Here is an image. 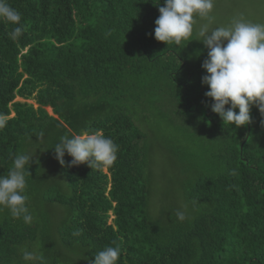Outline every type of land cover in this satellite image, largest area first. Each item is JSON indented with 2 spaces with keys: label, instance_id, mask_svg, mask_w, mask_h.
I'll return each mask as SVG.
<instances>
[{
  "label": "trees",
  "instance_id": "trees-1",
  "mask_svg": "<svg viewBox=\"0 0 264 264\" xmlns=\"http://www.w3.org/2000/svg\"><path fill=\"white\" fill-rule=\"evenodd\" d=\"M7 3L21 21L0 19V175L33 156L32 221L0 210V264H41L25 249L90 264L106 246L118 264H264V116L253 106L236 128L212 112L203 38L157 41L164 0ZM97 130L118 146L112 166L59 163L60 137ZM49 167L56 185L41 186Z\"/></svg>",
  "mask_w": 264,
  "mask_h": 264
},
{
  "label": "clouds",
  "instance_id": "clouds-1",
  "mask_svg": "<svg viewBox=\"0 0 264 264\" xmlns=\"http://www.w3.org/2000/svg\"><path fill=\"white\" fill-rule=\"evenodd\" d=\"M213 8L214 0H164L155 20L154 36L166 45H180L193 35L197 17L208 21L199 30L203 37L200 41L209 49L202 63L207 73L202 77V84L210 89L205 96L214 101L211 110L223 123L240 128L252 123L253 106L264 116V24L234 20L229 26L210 29ZM0 19L19 25L21 14L7 0H0ZM21 31L22 27H15L12 37L16 38ZM4 123L0 120V126ZM54 150L62 166L67 153L72 157L69 167L86 164L93 169L112 166L117 159L118 146L102 130H97L64 135ZM32 159L33 156L18 153L7 175H0V210L7 208L13 218H22L25 223L32 221L26 205V175H30L28 168ZM177 216L181 221L185 219L182 211H178ZM119 256L118 246H106L94 254L90 264H118ZM23 260H39L43 264L42 257L26 249Z\"/></svg>",
  "mask_w": 264,
  "mask_h": 264
},
{
  "label": "rangeland",
  "instance_id": "rangeland-1",
  "mask_svg": "<svg viewBox=\"0 0 264 264\" xmlns=\"http://www.w3.org/2000/svg\"><path fill=\"white\" fill-rule=\"evenodd\" d=\"M211 15L214 19L209 24L210 29L219 26H229L234 20L264 24V0H214V8ZM206 23H208V21L202 20L198 17L196 18L194 31L199 37H201L199 35V30ZM226 43L227 42L225 41V44ZM14 101H26L31 103L34 107H37L33 98L25 100L21 97H16ZM45 110L52 115L50 107H45ZM11 115H13V113H11ZM157 165L158 170L155 169V175L158 177V175L162 174V169L160 168L162 167V164L159 161ZM38 182L41 186L56 185L54 174L51 172V167L39 176ZM41 209H45L47 212V209H50V207L43 203ZM112 217L113 216H110L109 220Z\"/></svg>",
  "mask_w": 264,
  "mask_h": 264
}]
</instances>
